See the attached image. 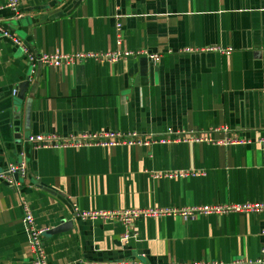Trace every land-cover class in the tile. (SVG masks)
Masks as SVG:
<instances>
[{"label": "crops", "instance_id": "obj_1", "mask_svg": "<svg viewBox=\"0 0 264 264\" xmlns=\"http://www.w3.org/2000/svg\"><path fill=\"white\" fill-rule=\"evenodd\" d=\"M19 10L0 0V26L36 54L121 49L161 60L38 63L32 74L20 47L0 36V170L26 164V175H16L20 189L0 179V264H35L26 206L36 227L49 228L43 238L49 264L258 258L264 211L189 221L143 217L128 242L118 220L82 219L77 211L264 203V0H20ZM212 46L233 50L201 51ZM14 89L23 96L21 142L9 120ZM28 111L32 135L119 130L171 140L35 148L25 137ZM224 127L248 142L225 146L173 140L168 133L207 132L218 141L227 134L214 129ZM176 171L198 175H165Z\"/></svg>", "mask_w": 264, "mask_h": 264}, {"label": "built area", "instance_id": "obj_2", "mask_svg": "<svg viewBox=\"0 0 264 264\" xmlns=\"http://www.w3.org/2000/svg\"><path fill=\"white\" fill-rule=\"evenodd\" d=\"M3 7L12 10L15 13H19L20 0H2ZM122 26L117 25L118 31V44L122 43L121 37ZM0 36L10 39L16 46L20 47L23 53L27 56L30 65L31 73L33 74L36 70L38 63L53 66H62L76 64L80 61L89 58L100 59L103 61L117 62L120 59L126 58L128 56H147L152 61H160L161 56L159 54H153L149 51H131V50H115L108 52H76L72 54L55 52V53H40L36 54L33 52L23 39L15 36L9 29H5L0 26ZM232 48H223L220 46H212L202 48L201 51H220L222 53L230 54ZM187 52L200 51L195 48H187ZM18 93L17 89L13 90V94ZM214 131H223L226 134L229 130L224 128H217ZM213 132V131H212ZM170 135H174L173 140H183L190 142H208L221 144L225 146L229 145H239L247 143L248 141L241 139L239 137L227 136L221 140H214L207 132H202L199 134L193 133H175L171 129L168 132ZM168 141L171 140L168 137H155L154 135L142 136L137 131L122 132L119 130H109V131H89L74 135H69L66 137L59 135H47V134H36L31 135L29 138L30 143L34 145L35 148L41 147H80V146H102V147H117L120 145H150L156 141ZM21 174L26 175V164L16 163L11 164L4 170H0V179L6 181L10 185L15 186L20 189V183L16 179V175ZM168 177H187L198 175L196 171H176L172 173L165 174ZM77 210V209H76ZM264 211V203H246V204H199L189 207H150V208H131V209H116V210H93V211H77L78 216L82 219H115L122 223L125 228V233L123 235L124 240L128 242L129 240L136 238L137 233L134 231V224L140 218L145 217H164L179 215L184 217L186 221L195 218L198 215H208V214H229L237 212H259ZM25 227L29 233V245L34 253V263L35 264H49L46 258L44 250V235L48 232V227H36L34 224V216L32 211L26 206L25 207V217H24ZM171 264H189L185 262H172ZM202 264V263H193ZM205 264V263H203ZM239 264H264V247L261 249V253L258 258L254 261H240Z\"/></svg>", "mask_w": 264, "mask_h": 264}, {"label": "water", "instance_id": "obj_3", "mask_svg": "<svg viewBox=\"0 0 264 264\" xmlns=\"http://www.w3.org/2000/svg\"><path fill=\"white\" fill-rule=\"evenodd\" d=\"M23 96L20 94H16L14 97H13V100L11 102V105L9 106V109L10 107L12 108V114L10 112V116H9V120H10V117H11V124H12V127H16L18 128L17 131H20L19 133H17V138L19 139V142H21V137H22V133H21V129H22V111H21V106L19 104V102L21 101V98ZM31 121H32V116H31V112L28 111V114L27 116H25V119H24V122H25V128H26V132H25V137H26V140H28L29 142V138L30 136L32 135L31 131H30V128H31ZM9 122V121H8ZM1 127V126H0ZM30 143V142H29ZM22 149H24L21 145V148H20V151H22ZM58 231L61 230L60 228L57 229ZM56 232V231H55Z\"/></svg>", "mask_w": 264, "mask_h": 264}]
</instances>
